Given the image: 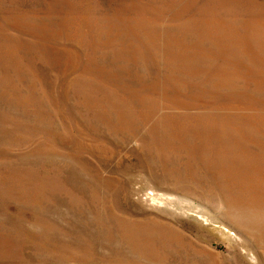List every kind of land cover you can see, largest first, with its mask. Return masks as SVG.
<instances>
[{"label": "rangeland", "instance_id": "rangeland-1", "mask_svg": "<svg viewBox=\"0 0 264 264\" xmlns=\"http://www.w3.org/2000/svg\"><path fill=\"white\" fill-rule=\"evenodd\" d=\"M0 264H264V0H0Z\"/></svg>", "mask_w": 264, "mask_h": 264}]
</instances>
